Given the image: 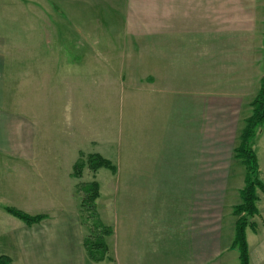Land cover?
Segmentation results:
<instances>
[{
	"label": "crops",
	"instance_id": "crops-1",
	"mask_svg": "<svg viewBox=\"0 0 264 264\" xmlns=\"http://www.w3.org/2000/svg\"><path fill=\"white\" fill-rule=\"evenodd\" d=\"M92 57L105 63L97 70ZM97 71L104 80L91 84ZM60 73L67 126L55 115L50 132L58 164L70 165L67 180L75 191L81 155L114 167L81 175L98 184L96 215L112 230L108 258L88 256L81 204H69L74 191L39 213L0 201V256L10 264H240L233 208L245 167L234 149L264 77V0H0V154L17 162L0 173L33 158L44 112L32 108L59 103ZM94 85L107 93L92 119ZM252 148L264 185V122ZM257 196L254 229L245 230L249 264H264V192ZM5 206L45 218L28 225Z\"/></svg>",
	"mask_w": 264,
	"mask_h": 264
},
{
	"label": "rangeland",
	"instance_id": "rangeland-1",
	"mask_svg": "<svg viewBox=\"0 0 264 264\" xmlns=\"http://www.w3.org/2000/svg\"><path fill=\"white\" fill-rule=\"evenodd\" d=\"M13 29V28H12ZM66 46H68L67 44H65ZM16 46V47H15ZM19 43H13L12 42V49H18ZM61 46V44H60ZM64 46V45H63ZM66 46H64L65 48H63L64 50L67 48ZM76 47V46H75ZM62 49V48H60ZM70 49L72 50V47H70ZM93 49V48H92ZM75 50H82L81 48L78 49L76 47ZM78 54V53H76ZM82 56V55H81ZM76 61H78L80 64H82L83 59L82 58H78L75 59ZM91 61V66L92 67H96V69L98 70V66L101 65L102 63H105L104 59H94L92 57ZM81 76V83H82V74H80ZM16 77V76H15ZM60 77H63L64 80L63 82H60L59 84V90H58V97H59V103L56 104V106L52 109L51 107L48 106H43V107H34L32 108L34 110V115H37L36 112H44L43 115V119L42 117L39 119H36V121H43L44 120V124H43V130L41 133H36L35 135V140L32 144V148L34 151V155L33 158H29V160L26 162V164L24 165L25 168H17V170L15 169H10L9 171H6L5 169H3V171L0 173V201L3 204H15V205H19L21 208L23 207L24 210L26 209L27 211H33V212H38L41 211L42 208H37L38 205L40 206H51V205H56V203L58 202H64L67 203V192H69V194H71L74 191L73 188V182L74 180L72 178H69V180H67V175H66V170L67 168L70 166H60L58 163V159L57 157L54 155L53 153V147H54V140H52L51 138V125H52V119L55 115H57V118L59 119V125L60 127H65L67 126V104H66V100H67V94L68 91L66 90V86H67V78L68 76L66 74H61L60 73ZM97 78L96 80H94V78ZM18 78V77H17ZM86 78H88V75L86 76ZM99 79L100 81L104 80V76L103 74H101L100 72H95V73H91V84L93 83H99ZM95 83V85H96ZM95 85L92 86L90 88V101H91V116L92 119L94 118H98V115L100 116V106H99V102L102 99H105V95L107 92L99 90V88H95ZM80 92H77L75 97L76 99L80 98V100L83 99V91L82 89L79 90ZM12 93L15 96H19V91L18 88L15 87L12 91ZM24 93V92H23ZM47 95L49 96V93L46 92ZM87 94H88V90H87ZM14 96V97H15ZM47 96V97H48ZM50 97V96H49ZM48 97V98H49ZM82 106V105H81ZM77 108V107H76ZM79 109V107L77 108ZM81 109V108H80ZM53 110H57L58 113L56 114L54 112L53 114ZM72 110V109H71ZM99 113V114H98ZM40 116V114H39ZM39 116H36L37 118ZM38 127V126H36ZM44 133V134H42ZM89 154L83 156L81 155L80 158H82V161H84L86 163L87 160V156ZM5 160V161H4ZM68 161H71V157L68 156ZM4 162H6V164L9 163V165L11 167H13L14 165H16V161H14L13 159H5V156L3 157V154H0V167L3 168L4 167ZM6 168V167H5ZM84 168H88L87 164H85ZM82 169V171H83ZM89 169V168H88ZM73 172V170H72ZM89 172H86L85 175L80 177H76L79 178L78 180V184L76 185V190L74 191V193L71 195L72 199H69V204L71 202L74 201V199L77 200L79 199V202L81 204L82 199L86 198L88 196V194H90L89 192H85L83 191V189H81V187L83 185H87L88 183L91 182V180H89L90 178L88 177ZM82 175V172H81ZM71 192V193H70ZM61 196H64L65 199H60ZM74 196V198H73ZM95 202V201H94ZM40 203V204H39ZM60 204H58L59 206ZM25 210V211H26ZM92 212V209L90 211L88 210H80V217L82 219V222L85 224V232H86V238L91 242L94 243V241L96 240V238H98L101 233H98L100 231H102L101 226H104L103 223H101L98 219L95 218V216H89ZM94 212V210H93ZM100 225H98V224ZM108 227V226H106ZM110 230L111 228L108 227ZM112 233V230H111ZM110 233V234H111ZM109 234V235H110ZM107 236V235H106ZM104 241H105V237ZM85 238V239H86ZM84 239V241H85ZM106 243V242H105ZM107 245V244H106ZM108 253V252H107ZM6 257V256H5ZM106 258H108V255H106ZM9 264H10V260H9Z\"/></svg>",
	"mask_w": 264,
	"mask_h": 264
},
{
	"label": "trees",
	"instance_id": "trees-1",
	"mask_svg": "<svg viewBox=\"0 0 264 264\" xmlns=\"http://www.w3.org/2000/svg\"><path fill=\"white\" fill-rule=\"evenodd\" d=\"M251 107L252 113L245 119L244 127L239 136V143L234 149L235 157L240 159L245 167L244 186L239 192L241 202L233 208V213L237 219L232 244L239 251L240 264H249L245 230L247 227L254 229V224L250 222V218L258 212L256 207L257 190L264 192V185L259 179L256 153L252 148L256 133L264 122V77L261 78L259 90L251 102ZM85 164L93 171L100 167L114 170L113 165L107 159L98 154H89L86 163L82 161V158L76 161L73 166L72 176L80 177ZM81 189L86 193H90L85 199H82L81 210L90 211L92 209L89 216H95L98 219L94 202L98 196V184L93 181L83 185ZM4 210L28 225L38 223L45 218L43 214L30 215L11 206H5ZM101 229L102 231L98 232L101 235L96 238L94 243H91L87 238L84 241V248L88 256L94 261L105 259L108 252L103 236L109 235L111 230L106 226H101ZM0 264H9V259L5 256H0Z\"/></svg>",
	"mask_w": 264,
	"mask_h": 264
}]
</instances>
